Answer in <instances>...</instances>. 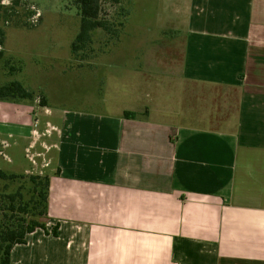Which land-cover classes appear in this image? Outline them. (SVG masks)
Returning a JSON list of instances; mask_svg holds the SVG:
<instances>
[{"label": "crops", "instance_id": "1", "mask_svg": "<svg viewBox=\"0 0 264 264\" xmlns=\"http://www.w3.org/2000/svg\"><path fill=\"white\" fill-rule=\"evenodd\" d=\"M59 1L0 5L34 7L42 20ZM118 4L129 8L128 24L137 0ZM161 7L155 17L168 42L153 56L165 58L148 61L144 75L176 80L173 99L136 93L100 116L56 117L48 232L27 234L9 264H264V0H160ZM29 108L0 101V137L12 154L33 148Z\"/></svg>", "mask_w": 264, "mask_h": 264}, {"label": "rangeland", "instance_id": "2", "mask_svg": "<svg viewBox=\"0 0 264 264\" xmlns=\"http://www.w3.org/2000/svg\"><path fill=\"white\" fill-rule=\"evenodd\" d=\"M119 1L102 0L100 18L108 21L109 30H94L90 43L74 54L70 52V44L79 31L80 17L73 0H60L61 9L44 14L36 24L30 22L31 15L23 14L2 23L5 40L0 59V85L17 80L34 93L32 101L22 102L30 105L26 119L34 132L30 134L33 148L24 153L21 146L12 148L15 151L12 154L7 141L0 137V168L17 173L30 168L26 175L48 174L46 170L52 156L48 135L53 131L52 123H57L55 119L61 113L100 116L130 104L136 93L144 100L147 94L152 100L173 99L174 88L170 85L176 80L165 79V75L154 71L155 66H148L154 72L144 75L148 61L152 63L155 59L165 58L164 55L153 56L157 47L165 49L168 42L162 40L160 30L164 25L155 17V12L162 11L160 0H137L135 13L128 24L123 20L126 11L130 14V10L119 6ZM25 10L33 14L29 6ZM174 51L178 55L179 50ZM138 53L145 55L140 62L136 61ZM141 78L146 79V84ZM138 82L144 85L140 93L133 92ZM157 84L162 85L161 88H157ZM43 98L44 107L39 103ZM10 159L13 165L8 163ZM24 183L26 181L18 182ZM18 184L11 185L9 190L14 191Z\"/></svg>", "mask_w": 264, "mask_h": 264}, {"label": "trees", "instance_id": "3", "mask_svg": "<svg viewBox=\"0 0 264 264\" xmlns=\"http://www.w3.org/2000/svg\"><path fill=\"white\" fill-rule=\"evenodd\" d=\"M80 17L79 31L70 44L72 54L83 50L91 40V34L96 29L109 30V23L100 18L102 0H73ZM20 8L0 5V59L3 56L5 32L2 23L21 14L32 15ZM24 26L27 23L23 24ZM13 70V67H11ZM34 93L25 88L19 81L10 80L0 85V101L19 103L32 101ZM41 106H46L45 99L40 100ZM135 113L123 112L124 118H134ZM26 181V184L18 182ZM17 183L16 189L9 190ZM0 264H9L10 250L16 244H22L26 235L41 229L48 232L44 223L48 213V195L50 179L45 175H26L23 172L4 170L0 168ZM56 235L57 227L49 231Z\"/></svg>", "mask_w": 264, "mask_h": 264}, {"label": "built area", "instance_id": "4", "mask_svg": "<svg viewBox=\"0 0 264 264\" xmlns=\"http://www.w3.org/2000/svg\"><path fill=\"white\" fill-rule=\"evenodd\" d=\"M30 9L33 11V14L31 15V19H30V22L32 23V24H36L37 22H38V20H39V18H40V12H39V10L38 9H36V8H34V7H30ZM30 161V160H29ZM32 164H34V162L33 161H30ZM45 167H47L48 166V164H45L44 165ZM39 173V172H38ZM41 174V173H40Z\"/></svg>", "mask_w": 264, "mask_h": 264}]
</instances>
